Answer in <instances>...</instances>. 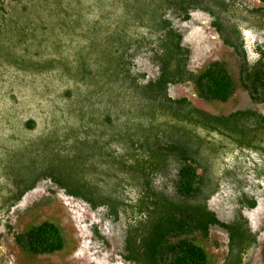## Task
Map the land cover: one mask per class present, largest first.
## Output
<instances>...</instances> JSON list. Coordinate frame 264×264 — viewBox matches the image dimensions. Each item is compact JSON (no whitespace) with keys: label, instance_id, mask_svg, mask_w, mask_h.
<instances>
[{"label":"trees","instance_id":"trees-1","mask_svg":"<svg viewBox=\"0 0 264 264\" xmlns=\"http://www.w3.org/2000/svg\"><path fill=\"white\" fill-rule=\"evenodd\" d=\"M257 1L264 7V0ZM240 5L241 0H22L0 51V68L72 86L61 93L64 106L41 133H31L32 118L17 125L5 111L4 122L13 120L8 133L0 134L1 217L38 182L48 181L92 210L103 208L109 221L125 220L126 262L208 264L197 238L217 228L227 235L222 264H245L255 236L242 211L253 209L255 199L239 190L228 223L215 217L207 201L224 181L244 183L242 164L225 166L228 153L254 154L259 164L249 170L264 179V116L251 109L211 115L167 94L169 86L189 83L203 101L231 98L236 84L222 63L187 71L189 52L172 21L204 12L222 43L242 56L236 24L245 19L235 16ZM244 12L250 27L264 30V8ZM135 28L152 39L135 35ZM141 48L157 69L152 80L131 72ZM29 82L23 87L31 90ZM11 84L7 80L2 88L7 108L14 110ZM237 84L252 104H264L263 62L242 58ZM169 174L172 195L155 190L153 180ZM13 240L32 256L63 248L58 227L47 221ZM262 254L264 259V248Z\"/></svg>","mask_w":264,"mask_h":264},{"label":"rangeland","instance_id":"rangeland-1","mask_svg":"<svg viewBox=\"0 0 264 264\" xmlns=\"http://www.w3.org/2000/svg\"><path fill=\"white\" fill-rule=\"evenodd\" d=\"M23 2L26 4V0ZM255 8L264 7L257 0H241V5L235 12L239 14L235 16L245 19L244 22L236 24L242 39V56L222 43L206 13L192 11L185 22L173 19L172 25L181 35V45L189 52L187 71L196 73L210 62H220L234 79L236 87L231 98L224 103L197 98L189 83L169 86L167 94L170 98L184 97L193 107L211 115H226L235 110L251 109L264 116V104H252L246 92L237 84L238 68L242 58L249 64L259 59L264 64V30L258 31L250 27L252 24L247 22L249 15L244 12ZM132 32L139 37L152 39L151 34L143 29L135 28ZM131 72L144 75L145 81L156 77L157 69L151 63L146 49L141 48L135 52ZM7 80L12 83L14 89L12 91L16 98L14 110L7 108L9 106L7 97L3 95L2 87ZM28 82L31 83V90L23 87L27 86ZM71 86L55 79L48 82L43 77L28 78L27 75L15 73L10 67H1L0 134L4 136L8 133L6 125L13 120L7 124L2 119L7 110L13 115L17 125H22L26 119L32 118L35 124L31 133H41L45 125L53 120L52 115L57 116L59 108L64 106L65 101L61 93ZM224 161L227 168H232L234 164H242L244 183L239 187L231 183L232 181L221 183L217 193L207 201V208L219 221L228 223L236 213L238 194L242 191L252 196L255 199V207L242 211L249 230L255 236V244L250 249L245 264H263L264 179H256L249 170L254 163L259 164L258 159L252 153L238 156L234 152L226 154ZM153 186L155 190H161L166 194L173 193L170 174L156 177ZM43 221L51 222L58 227L63 248L51 255L32 256L24 253L15 245L13 235ZM6 226L10 229L6 230ZM125 229L126 222L122 217L117 222H111L106 218L103 208L92 210L83 202L65 196L50 182L41 181L25 193L6 216L0 215V264H131L122 256ZM197 242L207 253L208 264H222L227 245V235L224 231L211 228L208 236L205 239L198 237Z\"/></svg>","mask_w":264,"mask_h":264},{"label":"water","instance_id":"water-1","mask_svg":"<svg viewBox=\"0 0 264 264\" xmlns=\"http://www.w3.org/2000/svg\"><path fill=\"white\" fill-rule=\"evenodd\" d=\"M22 0H0V51L8 41L18 19Z\"/></svg>","mask_w":264,"mask_h":264}]
</instances>
